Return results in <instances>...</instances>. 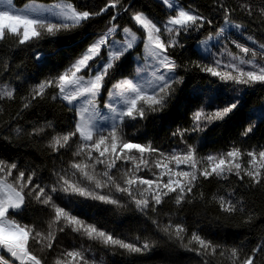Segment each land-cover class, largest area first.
I'll return each instance as SVG.
<instances>
[{
    "label": "snow or ice",
    "instance_id": "obj_1",
    "mask_svg": "<svg viewBox=\"0 0 264 264\" xmlns=\"http://www.w3.org/2000/svg\"><path fill=\"white\" fill-rule=\"evenodd\" d=\"M161 3L170 14L158 25L145 11H130V5L123 0H107L98 11L87 6L78 8L73 2L17 6L14 0H0V43L11 39L18 46L91 26L112 10L105 30L63 72L40 81L27 97L21 98L22 110L49 95L67 108L72 113L68 130L56 132L53 123L46 121L44 125L33 126L29 135L50 136L48 147L52 153L60 154L62 149L67 152L73 144L76 148L67 167L53 169L47 182L38 168H21L18 161L0 158V264H47V256L37 255L32 250V242L40 245L42 253L53 251L60 233L98 242L113 254L118 249L122 250L120 255H143L156 247V242L147 239L142 244L126 242L88 223L71 209V205L81 200L122 207L121 200L113 194L117 193L127 197V202L141 214L148 215L158 214L168 201L174 203L176 211H181L185 204L192 202L201 181H210V178L230 182L235 177L245 187L264 190V145L242 149L233 143L225 152L198 155L199 134L233 113L240 104L239 96L224 107L212 110L209 109L217 96H209L208 107L201 105L192 113L190 127L171 134L184 144L183 149L173 148L165 153L151 141L141 144L125 138L126 125L146 120L168 106L175 95V86L184 83L180 70L198 69L238 94L257 85L264 88V43H258L253 35H246L248 41L257 45L249 47L235 38L237 34L245 35L249 23L264 28V0H235L234 4L212 0L209 9L212 15H204L192 5L185 7L179 0H161ZM121 12L128 13L129 25L117 22ZM193 33L197 34L196 47L207 51L210 59L178 63L176 50L187 47L182 37ZM202 33L206 36L200 39ZM117 36L120 38L116 39ZM230 46L238 51L233 52ZM213 48L218 49L219 56ZM133 55L137 62L133 72L115 79V74ZM36 58L40 59V54ZM144 73L148 74L147 78ZM105 94L103 109L107 114L100 107V98ZM14 99V88L0 87V103ZM98 121H111V124L103 126ZM249 121L240 133L242 137H249L264 122V104L251 111ZM193 134L196 139L189 144L187 137ZM153 155L157 157L152 163L158 174L152 172L155 178H145L140 173L145 169L151 171L149 157ZM173 162L175 168L169 166ZM121 165L130 166L122 170ZM181 165L187 170H181ZM121 171L122 175L115 174ZM200 195L203 198L204 194ZM236 196V189L231 188L226 196L214 195L213 200L220 212L232 216L244 211ZM33 203L41 205V211H47L46 228L42 227V221L29 224L17 218ZM148 219L162 234L161 239L193 252L199 257L198 264H216L217 257L222 264H264V241L251 249L245 245L230 247L215 243L198 231L188 237V228L182 222L173 223L169 219L161 225L151 215ZM92 251L91 245L85 247L82 243L60 251L52 264H97L95 258H89ZM99 264H104L103 258Z\"/></svg>",
    "mask_w": 264,
    "mask_h": 264
},
{
    "label": "trees",
    "instance_id": "obj_2",
    "mask_svg": "<svg viewBox=\"0 0 264 264\" xmlns=\"http://www.w3.org/2000/svg\"><path fill=\"white\" fill-rule=\"evenodd\" d=\"M28 0H14V4L22 6ZM52 1V0H44ZM78 8L87 6L89 10L98 11L104 6L107 0H70ZM187 5L199 8L204 15H212L209 9L212 0H181ZM130 5V11H146L155 21L162 23L170 14V11L161 3V0H123ZM228 3H235V0H227ZM112 10L103 17H99L92 22L91 26L77 29L71 33H63L55 38H47L31 45L18 46L11 39L0 43V87L8 85L15 89V99L0 103V158L18 161L21 168L34 167L40 170V175L45 178L50 176L53 169L59 170L67 167V162L72 159V149L60 154L52 153L48 147L50 136H30L33 126L44 125L46 121H51L56 132L68 130L72 124V113L67 108L62 107L58 102L53 101L50 95L43 100H37L29 109H23L24 100L30 89L40 81L49 77L57 76L81 53L84 47L99 33L106 28L107 21ZM120 25H129L128 13L121 12L118 21ZM246 35H253L258 43H264V28H258L255 23H249L245 35H236V39L249 47H256L246 39ZM87 36V39H85ZM206 33L200 35L203 39ZM182 43L187 47L177 49L175 58L178 63H187L197 59H210L209 54H205L196 47L197 34L193 33L188 37H182ZM232 47V46H230ZM193 49L196 54H193ZM218 50L213 48L212 51ZM233 52H237L232 47ZM214 52V53H215ZM40 54V59H37ZM135 65L134 57L125 64L124 68L118 70L115 79L119 76H126L133 72ZM184 76V83L176 85V92L162 111L149 115L146 120L131 122L123 129L125 138L132 142L147 144L151 141L154 146L160 148L165 153L171 152L173 148L183 149L184 144L180 143L178 137L171 134L177 129L189 128L192 120V113L204 105L206 108L209 96L216 95L217 99L211 105V109L224 107L226 103L239 96L240 104L233 113L229 114L223 121H216L207 130L199 134L198 155L204 157L208 154H217L227 151L233 143L242 149H250L253 146L264 145V122L259 123L254 132L249 137H242L240 133L249 125L250 113L255 108H260L264 104V88L257 85L255 89L236 93L231 88L217 81L216 78L201 73L198 69L192 68L190 71L180 70ZM110 86V84L108 85ZM49 94L52 90L49 89ZM19 113V115H17ZM20 129L17 132L16 129ZM49 133L51 129L47 130ZM196 134L187 137L189 144L194 143ZM61 156L63 157L61 159ZM155 155L149 157L151 171H156L154 161ZM245 157L244 163L246 164ZM130 165H121L123 170ZM201 165H198L200 167ZM115 171V170H114ZM149 170L145 169L140 175L151 178ZM117 176L121 172L115 173ZM247 183V181H245ZM231 188H235L237 199L244 205V211L228 216L219 211L218 204L213 200V196H226ZM108 190L106 189L105 192ZM200 193H203V198ZM121 200L122 207L104 204L94 200H81L79 203L71 205L74 214L78 215L88 223L95 224L98 228L112 233L115 237L124 239L126 242L142 244L145 239L156 242V247L152 251L143 255H120L122 250H106L98 242L84 240L75 237L74 234L57 235L58 244L54 245L53 251H40V245L32 242V250L41 256H47V264H52L53 258L60 251L91 245L93 251L89 253V258H95L97 264L103 258L104 264H198L199 257L193 252L185 251L178 245L161 239L159 233L153 226L152 219L158 220L161 225L167 223L169 219L173 223H184L188 228V237L191 233L198 231L199 234L215 243L225 244L230 247L245 245L251 249L258 242L264 241V190L245 187L235 177L230 182L201 181V187L196 191L192 202L185 204L181 211H176L172 201L161 206V211L157 213L141 214L133 205L127 202V197L113 193ZM58 203L66 202L57 201ZM42 206L33 205L22 214L24 223L42 221V227H47V211H41ZM251 216V220H249ZM139 237V240H137ZM216 264H222L221 258H216Z\"/></svg>",
    "mask_w": 264,
    "mask_h": 264
},
{
    "label": "rangeland",
    "instance_id": "obj_3",
    "mask_svg": "<svg viewBox=\"0 0 264 264\" xmlns=\"http://www.w3.org/2000/svg\"><path fill=\"white\" fill-rule=\"evenodd\" d=\"M65 2H71L70 0H52V1H44V0H28V1H26V3H28V4H32V3H35V4H38V5H49V4H58V3H65ZM179 2H180V4L181 5H183V6H185V7H187L188 5L187 4H185L184 2H182L181 0H179ZM23 6V5H22ZM141 11H143V10H141ZM146 12V11H145ZM147 13V12H146ZM148 14V13H147ZM149 15V14H148ZM149 17L150 18H152L150 15H149ZM153 19V18H152ZM167 19V18H166ZM166 19L164 20V21H166ZM154 20V19H153ZM163 21V22H164ZM154 22H156L158 25L160 24V23H158L157 21H155L154 20ZM162 22V23H163ZM102 33V32H101ZM101 33H99V34H101ZM99 34H97V35H99ZM96 35V36H97ZM95 36V37H96ZM94 37V38H95ZM93 38V39H94ZM116 39H119L120 37L119 36H117V37H115ZM201 49V51L202 52H204L205 54H207L208 52L207 51H205L203 48H200ZM213 52H215V51H213ZM215 54L217 55V56H219V51L218 50H216V52H215ZM133 57H134V61H135V65H134V68L136 67V60H135V55H133ZM223 59H225V60H227V57H223ZM140 63L141 64H143V61H140ZM147 73H144V76L147 78ZM127 76V75H126ZM121 78V76H119L117 79H120ZM105 98H106V94L104 95V96H102L101 98H100V107H101V111L102 112H104V114H107L106 113V110H104L103 109V104H104V101H105ZM98 124H100V125H103V126H109L110 124H111V121H107V122H105V121H98ZM170 167H172V168H175L176 167V165H175V163L173 162V163H171L170 165H169ZM180 169L181 170H187L186 169V167L184 166V165H181L180 166ZM158 169H156V171H149L148 173H149V176H151V178H155L153 175H152V172H156L157 174H158ZM146 178V177H145Z\"/></svg>",
    "mask_w": 264,
    "mask_h": 264
}]
</instances>
